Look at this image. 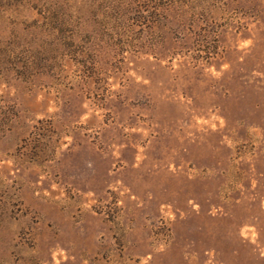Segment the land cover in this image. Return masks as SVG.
<instances>
[{"label":"rangeland","instance_id":"obj_1","mask_svg":"<svg viewBox=\"0 0 264 264\" xmlns=\"http://www.w3.org/2000/svg\"><path fill=\"white\" fill-rule=\"evenodd\" d=\"M0 264H264V0H0Z\"/></svg>","mask_w":264,"mask_h":264}]
</instances>
